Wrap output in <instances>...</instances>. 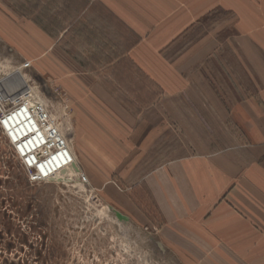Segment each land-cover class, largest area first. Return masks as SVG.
Instances as JSON below:
<instances>
[{
    "label": "crops",
    "instance_id": "1",
    "mask_svg": "<svg viewBox=\"0 0 264 264\" xmlns=\"http://www.w3.org/2000/svg\"><path fill=\"white\" fill-rule=\"evenodd\" d=\"M20 1L43 41L53 34L57 42L116 39L125 45L117 61L161 90L148 111L119 113L129 126L155 127L161 144L185 139V155L161 161L145 180L164 220L163 245L184 264H264V21L257 0ZM224 12L234 19L232 35L207 32Z\"/></svg>",
    "mask_w": 264,
    "mask_h": 264
},
{
    "label": "rangeland",
    "instance_id": "2",
    "mask_svg": "<svg viewBox=\"0 0 264 264\" xmlns=\"http://www.w3.org/2000/svg\"><path fill=\"white\" fill-rule=\"evenodd\" d=\"M262 3L256 5L264 21ZM11 6L0 0V87L27 83L40 95L72 163L55 178L34 182L0 133V264H184L161 241L164 220L145 180L161 161L185 155V139L161 144L155 127L129 126L119 113L148 111L161 90L117 61L125 45L116 39L57 42L53 34L43 41ZM233 21L224 12L223 23L207 32L231 36ZM55 160L67 162L63 154Z\"/></svg>",
    "mask_w": 264,
    "mask_h": 264
},
{
    "label": "built area",
    "instance_id": "3",
    "mask_svg": "<svg viewBox=\"0 0 264 264\" xmlns=\"http://www.w3.org/2000/svg\"><path fill=\"white\" fill-rule=\"evenodd\" d=\"M10 86L0 87V133L32 181L51 180L72 163L66 156L68 143L40 95L36 96L27 83L19 89L10 90ZM18 118L20 123L15 125ZM61 154L67 162L56 165Z\"/></svg>",
    "mask_w": 264,
    "mask_h": 264
},
{
    "label": "trees",
    "instance_id": "4",
    "mask_svg": "<svg viewBox=\"0 0 264 264\" xmlns=\"http://www.w3.org/2000/svg\"><path fill=\"white\" fill-rule=\"evenodd\" d=\"M10 2H11V4H13V7L11 6L10 8H12L15 13H18L20 16H25V15L27 16L30 14V11L25 10V5L22 1L11 0ZM36 22L39 23L40 20L37 19ZM40 29L43 30L44 32H48L49 34H51L50 31L53 30V28L45 27V26H41Z\"/></svg>",
    "mask_w": 264,
    "mask_h": 264
}]
</instances>
